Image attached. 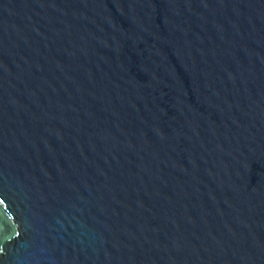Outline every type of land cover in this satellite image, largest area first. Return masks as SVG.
I'll use <instances>...</instances> for the list:
<instances>
[{"label": "water", "instance_id": "obj_1", "mask_svg": "<svg viewBox=\"0 0 264 264\" xmlns=\"http://www.w3.org/2000/svg\"><path fill=\"white\" fill-rule=\"evenodd\" d=\"M0 264H264V0H0Z\"/></svg>", "mask_w": 264, "mask_h": 264}]
</instances>
